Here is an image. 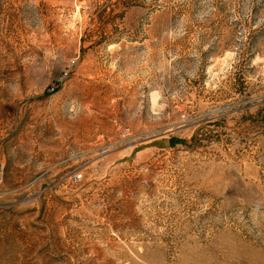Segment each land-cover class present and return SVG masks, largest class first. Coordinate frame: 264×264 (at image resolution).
<instances>
[{
  "label": "rangeland",
  "instance_id": "rangeland-1",
  "mask_svg": "<svg viewBox=\"0 0 264 264\" xmlns=\"http://www.w3.org/2000/svg\"><path fill=\"white\" fill-rule=\"evenodd\" d=\"M0 264H264V0H0Z\"/></svg>",
  "mask_w": 264,
  "mask_h": 264
}]
</instances>
